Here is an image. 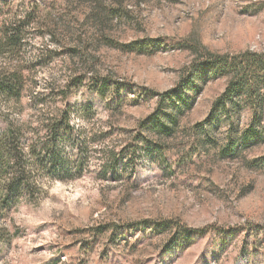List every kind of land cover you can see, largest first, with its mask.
Instances as JSON below:
<instances>
[{"label":"rangeland","instance_id":"1","mask_svg":"<svg viewBox=\"0 0 264 264\" xmlns=\"http://www.w3.org/2000/svg\"><path fill=\"white\" fill-rule=\"evenodd\" d=\"M8 22L24 36L0 56L27 78L20 121L62 106L50 90L70 77L109 76L121 94L79 90L77 102L94 108L73 121L88 128V149L78 133L58 139L77 171L43 177L35 198L0 215V264H264V139L242 140L255 107H243L232 137L227 117L210 127L230 75L193 70L202 48L263 53L264 0H0V28ZM186 83L191 101L173 131L144 128L172 107L161 95ZM259 101L264 126V86ZM178 225L198 232L184 249L172 247Z\"/></svg>","mask_w":264,"mask_h":264},{"label":"trees","instance_id":"2","mask_svg":"<svg viewBox=\"0 0 264 264\" xmlns=\"http://www.w3.org/2000/svg\"><path fill=\"white\" fill-rule=\"evenodd\" d=\"M13 24L15 23H4L0 28V56L12 51L18 52L24 45L22 31ZM156 42V39H151V43L156 44ZM146 44L148 43L134 41L128 46L143 48ZM202 50L205 56L200 58V61L199 59L195 61L193 70L197 69L199 63L198 65L203 66L204 69L213 70L216 76L230 75L227 88L213 104L211 119H209L210 127L221 124L223 118L227 117L230 122V137H232L235 126L239 124L238 117L243 107L249 104L255 107V118H252L250 127L243 133L242 140L244 144L253 136L263 140L264 126L260 125L257 110L261 111L262 108V101L259 99L264 86V52L245 51L237 55H229L211 53L204 48ZM86 80V77L82 75L70 77L63 87L51 89V100H60L63 105L49 110L46 115L37 117L36 124H32L20 121L15 116L22 112L23 99L27 95V78L24 72L18 68L0 67V120L6 125L5 129L0 130V215L20 203L23 198H35L41 189L40 183L43 177L64 179L74 175L73 168L77 171L74 166L72 169L68 167L69 161L73 160L62 155V147L58 139H68L78 133L79 137L85 139L83 147L78 148L83 152L88 149L87 139L90 138L86 134L88 128L76 126L73 121L75 118L88 120L86 118L94 108L90 104L82 105L77 102L79 90L85 87L103 100H109L115 96L120 100L121 94V89L119 87L115 89V81L109 76L92 75L88 81ZM188 87L190 84L186 83L183 88L163 93L160 101L163 103L169 101L172 106L171 111L169 109L162 115L157 110L153 113L151 120L143 123L144 128H152L159 134L173 131L179 115L185 107H189L191 99H187L183 94ZM41 100L44 104L48 103L45 97ZM207 130L211 129L207 128ZM237 142L234 141L228 148L234 149L233 144ZM159 146L152 142L147 145V149L161 153ZM110 152V155H107L108 158L119 160L118 154ZM46 161L51 162L52 166L43 164ZM79 172H81L80 168ZM168 224L167 221H161L157 227L164 229ZM177 229L172 247L179 244L184 249L189 242L193 241L192 237L198 234L195 230L181 228L179 225Z\"/></svg>","mask_w":264,"mask_h":264}]
</instances>
